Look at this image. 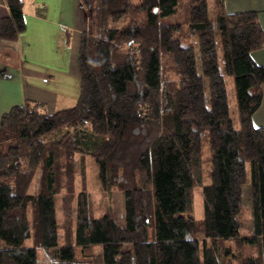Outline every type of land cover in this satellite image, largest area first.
Returning a JSON list of instances; mask_svg holds the SVG:
<instances>
[{
  "label": "trees",
  "instance_id": "trees-1",
  "mask_svg": "<svg viewBox=\"0 0 264 264\" xmlns=\"http://www.w3.org/2000/svg\"><path fill=\"white\" fill-rule=\"evenodd\" d=\"M3 2L0 40L16 42L23 3ZM78 2L74 105L0 116V264H40L39 253L43 264H264L256 13L227 14L223 0ZM86 159L105 197L121 194L122 224L93 203Z\"/></svg>",
  "mask_w": 264,
  "mask_h": 264
},
{
  "label": "crops",
  "instance_id": "crops-1",
  "mask_svg": "<svg viewBox=\"0 0 264 264\" xmlns=\"http://www.w3.org/2000/svg\"><path fill=\"white\" fill-rule=\"evenodd\" d=\"M24 32L16 42L0 40V116L25 102L53 113L71 105L78 93L76 57L86 15L78 0H22ZM227 14L253 11L264 37V0H223ZM8 16L0 0V19ZM264 68V47L250 53ZM70 107V106H68ZM65 109V108H64ZM264 130V84L260 107L251 116Z\"/></svg>",
  "mask_w": 264,
  "mask_h": 264
},
{
  "label": "rangeland",
  "instance_id": "rangeland-1",
  "mask_svg": "<svg viewBox=\"0 0 264 264\" xmlns=\"http://www.w3.org/2000/svg\"><path fill=\"white\" fill-rule=\"evenodd\" d=\"M127 1L130 5H137L140 0H127ZM208 8L209 9L211 8L210 2H208ZM74 103L75 101L71 103V105L62 104L61 106L63 107H59L58 109L71 108L74 105ZM84 164H85V188L87 192L90 194L93 203L99 205L102 210L109 204L113 212L114 218L119 224H122L121 194L119 192H112L110 199H107L100 190V184H99L95 165L91 162L90 159H86L84 161ZM36 179H37V174L34 176V179L31 182L29 192H34L36 190V186H37ZM74 184H75V190L78 191L79 182L76 180ZM242 204L246 208L249 207V194H248L247 186H244L242 188ZM199 206H200L199 197L197 195H194L192 201V209L196 217L199 216ZM38 257L40 259V264H43L42 254L39 253Z\"/></svg>",
  "mask_w": 264,
  "mask_h": 264
}]
</instances>
